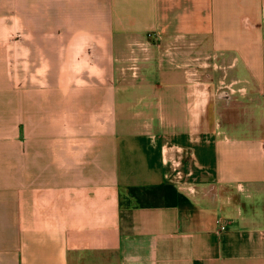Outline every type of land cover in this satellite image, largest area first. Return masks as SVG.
Returning <instances> with one entry per match:
<instances>
[{
  "label": "crops",
  "instance_id": "obj_1",
  "mask_svg": "<svg viewBox=\"0 0 264 264\" xmlns=\"http://www.w3.org/2000/svg\"><path fill=\"white\" fill-rule=\"evenodd\" d=\"M0 264H264V0H0Z\"/></svg>",
  "mask_w": 264,
  "mask_h": 264
},
{
  "label": "rangeland",
  "instance_id": "obj_2",
  "mask_svg": "<svg viewBox=\"0 0 264 264\" xmlns=\"http://www.w3.org/2000/svg\"><path fill=\"white\" fill-rule=\"evenodd\" d=\"M7 49L9 48L12 52V47H13V37H12V32H11V35L7 36ZM198 59L196 61H194L193 65L191 66H186V70H188V73H189V77L192 78L195 83H204V84H207L209 82H211L212 80H214L216 82L215 84V92L216 93V98L218 100H221V101H227L230 99V96L231 95H236L237 94H242L243 93V90L241 89H237L235 88L234 90V93H232L230 90V87H226V80H228V77H226V70L222 68V65L218 62H214L213 64H215L213 67H212V64L207 61L204 56H198L197 57ZM11 64H12V55H11ZM134 70H128V71H125L123 72L124 74H126L125 76L127 77H133V73H135L137 76V73L136 72H133ZM11 74H13V71L11 70ZM130 75V76H129ZM207 81V83H206ZM219 81H222L223 83H220ZM200 87H198L199 89ZM12 87L11 88H7V93H11ZM202 89V88H201ZM234 89V88H233ZM241 91V92H240ZM205 95V91L199 93V98H205L204 97ZM7 121H9L7 119Z\"/></svg>",
  "mask_w": 264,
  "mask_h": 264
},
{
  "label": "built area",
  "instance_id": "obj_3",
  "mask_svg": "<svg viewBox=\"0 0 264 264\" xmlns=\"http://www.w3.org/2000/svg\"><path fill=\"white\" fill-rule=\"evenodd\" d=\"M149 37L150 38H153L154 37L156 41H159V38H157L156 34H149ZM229 91H231V89ZM218 223L220 224V222H218ZM221 228L223 229V226L222 225H221Z\"/></svg>",
  "mask_w": 264,
  "mask_h": 264
},
{
  "label": "bare ground",
  "instance_id": "obj_4",
  "mask_svg": "<svg viewBox=\"0 0 264 264\" xmlns=\"http://www.w3.org/2000/svg\"><path fill=\"white\" fill-rule=\"evenodd\" d=\"M200 104H202V103H200ZM201 108V107H200ZM199 110V109H198Z\"/></svg>",
  "mask_w": 264,
  "mask_h": 264
}]
</instances>
